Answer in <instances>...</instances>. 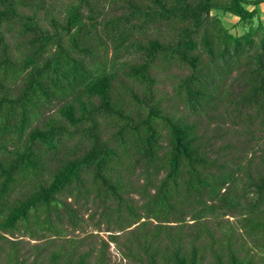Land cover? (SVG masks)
<instances>
[{
    "label": "trees",
    "instance_id": "trees-1",
    "mask_svg": "<svg viewBox=\"0 0 264 264\" xmlns=\"http://www.w3.org/2000/svg\"><path fill=\"white\" fill-rule=\"evenodd\" d=\"M144 1L124 0L122 16L97 20L89 0H76L57 20L51 11L37 15L44 0H0V27L16 25L20 37L10 49L0 30L1 240L19 228L29 236H58L62 223L77 227L75 205L81 200L95 203L120 231L134 225L120 250L136 264H199L201 239L215 243L204 219L215 218L220 209L239 215L247 234L262 230L258 247L264 250V147L258 150L263 172L251 175L250 160L244 165L225 160L232 145L215 151L209 143L222 138L220 124L241 125L238 134L252 139L251 125L264 133V22L256 9L264 0ZM210 11L236 17L242 27L250 23L235 35ZM149 26H164L168 37L133 41ZM123 56L135 61H122ZM154 62L187 70L173 86L178 116L154 98ZM52 103L56 117L40 121L42 109ZM202 121L205 127L215 123L209 137L199 132ZM101 125L114 129L105 140ZM73 135L78 142L68 146ZM80 140L86 147L79 152ZM136 167L140 185L125 178ZM237 173L244 177L239 188ZM20 181L23 190L12 197ZM130 193L142 203L133 205L126 198ZM249 193L252 200L242 203ZM186 207L192 224L184 223ZM148 219L156 222L150 229ZM73 243L67 241L68 250L61 245L52 250L45 264H89L90 251L77 255ZM225 244L224 256L212 250L211 264H250ZM6 262L43 263L36 258L27 263L14 251Z\"/></svg>",
    "mask_w": 264,
    "mask_h": 264
},
{
    "label": "rangeland",
    "instance_id": "rangeland-1",
    "mask_svg": "<svg viewBox=\"0 0 264 264\" xmlns=\"http://www.w3.org/2000/svg\"><path fill=\"white\" fill-rule=\"evenodd\" d=\"M132 1L138 5L145 2L144 0ZM74 3H76V0H44L43 9L38 10L37 15L40 16V18H43V11H51V14L54 15L57 20H61L64 16L66 7L68 5H73ZM125 6L124 0H89L88 2V8L92 12L93 16H97V20L114 16H122V14L126 11ZM246 8L250 9L249 6ZM256 9L258 11L259 21L264 22L262 13L264 11V3L257 5ZM87 11V8L80 9V12L83 15L87 14ZM21 12H27V10L22 9ZM209 15H216L222 22L223 26L228 29L230 33L235 35L243 33L245 27L250 23V21H246L242 27L241 23L237 21V18L229 14H220L216 11H210ZM39 24L47 28L44 20H41ZM253 24H255V22H253ZM0 30L4 35L6 43L10 49H12L14 47L13 44L19 42L20 40V37L17 35V26L9 25L6 28V26L2 25ZM140 30L133 35V41L135 40L142 44H144L149 38H158L159 40H162L169 35L164 26H160L157 29L149 26L141 31ZM106 45V57L109 58L111 48L109 43H106ZM122 58V61H135L134 56H123ZM154 63L157 67L154 69L151 68L150 70L151 75L155 79V84L152 86L154 98L161 99L162 106L166 109V112H169L174 116H178L181 113V108L173 96V86L177 83L178 78L181 75L187 73V70L177 68L176 66H168L164 68L162 65L157 64V62ZM231 76H234V73H232ZM231 76L227 79V83L231 81ZM234 86L235 84L233 83L231 87L234 88ZM139 87L134 88V91L139 93L141 91ZM124 99H127V96H125ZM55 105L56 104L52 103L49 108L47 107L42 109L45 110V112L40 117V121L41 118L45 119L47 117H56ZM61 121L62 120L60 119V122ZM213 126H215L214 122L208 127H205V121H202V123L198 125V129L199 132L204 130L208 131L206 134H208L207 137H209L211 135L209 129L213 128ZM219 126L222 127L224 133L221 139H215L214 137L209 140V143L212 144L213 150L216 151L223 143H228L229 145H232L233 148L230 149V157H226L225 160L227 159L229 161L231 159V164L241 163L243 165L246 164L247 160H250L251 164L249 167V173L251 175H254L257 172L262 173L263 171L259 163V154L261 153L258 150L264 147V133L261 131L259 132L257 126L251 125L249 128L253 131V136H255V138L252 139L249 134H238L241 132V125L230 126L220 124ZM64 127L69 131L72 130L67 125ZM99 127L102 128L100 133L101 140H105L114 130L103 125ZM259 129L262 130V127H259ZM256 137L259 138L256 139ZM77 142L78 138L76 135H73L69 140H67L68 146H74ZM79 144L78 150L80 152L86 147V142L80 140ZM228 151L229 150H227V152ZM218 160L220 161L221 158ZM139 170L140 169L136 167L132 174H125V178H129L132 184L140 185L142 180L136 176ZM162 176L163 173H160L158 175V179ZM46 177L47 175H44L43 178ZM236 177L240 178V180L237 181L236 186V188H239L244 180V177L241 173H237ZM84 178H86V183L89 184L90 178L88 175H84ZM23 183V181H20L15 185L16 187L14 193H12V197H18L20 195V192L23 189L19 186ZM223 191L224 190L221 189L220 193ZM253 195L254 194L249 193L247 197L241 199V202L244 203L246 201L248 202L249 199L252 200L254 197ZM65 198L66 197L64 196L60 197L61 200H65L68 203L72 202L71 198ZM126 198H130L133 205H139L143 201L139 199V196L136 193H130ZM96 206L97 205L95 203L83 205V202L79 200L75 205L77 216L80 219L79 225L77 227H70L65 223H62L61 226L63 228V232H61L58 236H52L46 232H38L33 236H29L22 228H19L11 236L8 234H2L7 241L0 239V264H7L6 257L7 254L11 253V251L16 253L18 259L24 258L27 263H30L34 258H36L37 260H40V262H43L42 264H45L46 257L52 250L57 249L60 245L63 246L64 249H67L68 240L74 241L73 247H76V249H74L75 254L79 255L90 251V256L87 261L89 264H136L124 258L123 255H121L120 250V244H122L124 239L128 236L127 230L133 229L134 225L126 230L120 231L116 228V225L110 223L107 218H104L101 215L102 209L100 207L96 208ZM184 210V223L192 224L193 221L189 220L188 217L189 213L187 211V207L184 208ZM140 221H143V219ZM204 221H206V227L212 234L211 238L215 240V243L209 246L210 242L207 238H205V236L201 239L202 241L199 244L201 248L198 252V255L200 256V260L198 262L199 264L212 263V250H215V255L221 254L224 256L226 240L229 241L231 249L236 252L238 257L244 260H249L250 264H264V250L258 247V243L261 240V235L263 233L262 230L257 229L254 232V235L251 233L247 234L246 228L241 227L242 218L239 217V215L231 214L229 212L226 213L221 209L215 210V218L213 216L206 217ZM155 224V221L148 219L146 228L150 229L152 225ZM179 224L180 223L177 222H169L166 225L176 226ZM31 228L32 227H30V229ZM182 230L186 234H189L188 229L183 228ZM110 235L115 237L114 242L110 241Z\"/></svg>",
    "mask_w": 264,
    "mask_h": 264
}]
</instances>
